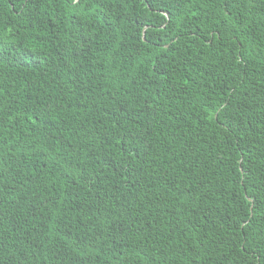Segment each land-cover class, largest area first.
Instances as JSON below:
<instances>
[{"label": "trees", "instance_id": "obj_1", "mask_svg": "<svg viewBox=\"0 0 264 264\" xmlns=\"http://www.w3.org/2000/svg\"><path fill=\"white\" fill-rule=\"evenodd\" d=\"M0 264H264V0H0Z\"/></svg>", "mask_w": 264, "mask_h": 264}]
</instances>
